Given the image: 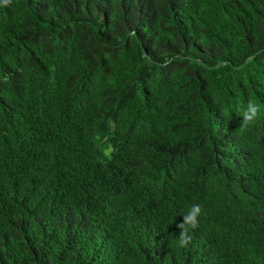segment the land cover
<instances>
[{
  "label": "trees",
  "instance_id": "obj_1",
  "mask_svg": "<svg viewBox=\"0 0 264 264\" xmlns=\"http://www.w3.org/2000/svg\"><path fill=\"white\" fill-rule=\"evenodd\" d=\"M0 264H264V0H0Z\"/></svg>",
  "mask_w": 264,
  "mask_h": 264
},
{
  "label": "clouds",
  "instance_id": "obj_2",
  "mask_svg": "<svg viewBox=\"0 0 264 264\" xmlns=\"http://www.w3.org/2000/svg\"><path fill=\"white\" fill-rule=\"evenodd\" d=\"M261 112L260 106L249 101L246 110L243 112L242 127H246L253 123ZM203 210L201 205L193 204L188 211L181 217V221L176 224L179 230V244L180 246H187L191 242V232L199 228V220Z\"/></svg>",
  "mask_w": 264,
  "mask_h": 264
}]
</instances>
